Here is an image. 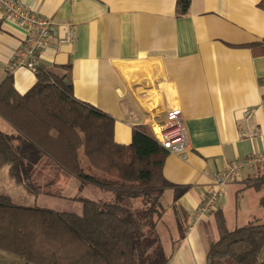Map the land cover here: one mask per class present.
Instances as JSON below:
<instances>
[{"label": "crops", "instance_id": "crops-1", "mask_svg": "<svg viewBox=\"0 0 264 264\" xmlns=\"http://www.w3.org/2000/svg\"><path fill=\"white\" fill-rule=\"evenodd\" d=\"M16 1L52 23L38 67L69 65L73 96L113 117L115 142L129 144L134 126L151 131L168 110L181 109L189 146L182 154L168 153L162 172L186 187L176 201L185 234L177 226L168 229L177 217L174 190L168 188L157 224L167 264H206L207 248L218 237V214L228 230L254 220L264 223V168L247 167L225 185L214 211L193 219L215 172L264 151L262 0H190L182 15L175 13L176 0ZM69 30L72 37L64 40ZM25 35L0 10V81L10 74L19 93L36 81L35 71L8 69ZM245 109L253 112L249 122L243 119ZM1 123L0 130L13 132L0 117ZM253 131L252 138L239 135ZM64 177L75 179L72 197L91 186ZM0 193L16 203L11 194ZM0 264L26 263L0 251Z\"/></svg>", "mask_w": 264, "mask_h": 264}, {"label": "trees", "instance_id": "trees-1", "mask_svg": "<svg viewBox=\"0 0 264 264\" xmlns=\"http://www.w3.org/2000/svg\"><path fill=\"white\" fill-rule=\"evenodd\" d=\"M190 0H176V15ZM264 8V0L260 3ZM35 83L19 93L10 74L0 81V117L13 132L0 130V169L28 193L41 165L59 166L81 184L113 197L80 198L82 213L14 203L0 193V251L26 264H167L157 231L165 206L163 192L174 190L173 209L185 186L169 182L162 168L169 153L146 125L132 129L129 144L113 138L114 119L73 96L70 66L40 68ZM264 204V200H261ZM180 222V221H179ZM218 237L206 251V264H264V223L225 227L216 217ZM180 235L185 231L180 226Z\"/></svg>", "mask_w": 264, "mask_h": 264}, {"label": "built area", "instance_id": "built-area-1", "mask_svg": "<svg viewBox=\"0 0 264 264\" xmlns=\"http://www.w3.org/2000/svg\"><path fill=\"white\" fill-rule=\"evenodd\" d=\"M0 10L6 18L17 22L25 29L24 41L17 49L9 64V71L24 67L36 71L39 66L41 52L46 47L51 32V21L23 6L16 0H0ZM72 37L69 30L64 40ZM253 117L250 109L244 110V121L249 122ZM151 132L156 141L169 153L182 154L189 146L188 133L180 108L174 107L167 111L164 120L151 124ZM256 132H241L242 137L252 138ZM264 168V151H252L228 164L212 176L213 187L200 200L194 212V221L216 209V204L223 194L225 185L237 178L243 168Z\"/></svg>", "mask_w": 264, "mask_h": 264}, {"label": "rangeland", "instance_id": "rangeland-1", "mask_svg": "<svg viewBox=\"0 0 264 264\" xmlns=\"http://www.w3.org/2000/svg\"><path fill=\"white\" fill-rule=\"evenodd\" d=\"M5 129L2 123L0 129ZM8 166L3 165L0 169V189L12 195L16 203L32 206L38 205L46 209L55 211L73 212L76 214L82 213V201L80 198H89L98 201H109L113 195L106 191L105 193L96 186L85 187L78 195L72 197L73 180H67L64 175L66 173L57 165L46 167L45 164L41 165L36 172L39 173L35 176V181L40 185L43 191L37 195L28 193L21 184L16 183L11 177L8 176ZM68 176V175H66ZM8 182V183H7ZM100 190V191H99ZM76 193V192H75ZM164 203H167L165 194L162 197ZM181 216L175 217V221L168 224L169 230H175L176 226L180 229L182 226ZM180 221V222H179ZM159 234V233H158ZM264 256V249L260 253V257Z\"/></svg>", "mask_w": 264, "mask_h": 264}]
</instances>
